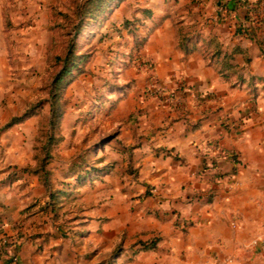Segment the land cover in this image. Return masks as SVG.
I'll use <instances>...</instances> for the list:
<instances>
[{"label": "crops", "instance_id": "1", "mask_svg": "<svg viewBox=\"0 0 264 264\" xmlns=\"http://www.w3.org/2000/svg\"><path fill=\"white\" fill-rule=\"evenodd\" d=\"M58 1L0 0V264H264V248L252 244L264 239V26L245 22L254 39L235 33L246 3L130 0L145 42L125 71L132 86L112 92L97 117L109 136L97 166L111 168L75 185L80 144L69 142L76 126L66 121L77 116L62 119L47 180L32 171L39 110L4 126L31 99L35 84L23 85L31 76L22 71L45 68ZM180 30L200 34L187 54ZM213 36L228 53L243 50L231 60L239 75L223 78L204 56ZM153 79L171 97L150 94Z\"/></svg>", "mask_w": 264, "mask_h": 264}, {"label": "rangeland", "instance_id": "2", "mask_svg": "<svg viewBox=\"0 0 264 264\" xmlns=\"http://www.w3.org/2000/svg\"><path fill=\"white\" fill-rule=\"evenodd\" d=\"M81 1L59 0L52 6L53 18L50 27L53 31V42L44 54L45 68L38 70L30 67L22 71L31 76L26 83L22 84L28 87V80H31L29 84L35 85L32 87L31 99L24 102L25 106L21 114L38 102L41 103L37 109L40 115L39 131L43 130L47 122L50 81L59 69V62L55 61L54 56L62 54L66 47L69 37L65 34L74 23L73 11ZM62 13L66 16H62ZM124 19L132 20V1L130 0L112 9L103 20L91 23L85 29L84 37L79 40L80 49L90 54V58L80 75L64 92L67 111L77 116L74 122L72 118L66 121L67 127L76 126V129L68 131L71 136L69 142L74 141L80 144V148L72 155V158L76 155L82 156L81 159H75L78 166L75 168L76 173L79 172L80 167H85V163L90 165L97 160V155L104 145V141L101 140L109 138L107 134L98 132L97 117L102 104L110 98L112 92L128 89L133 84L132 77H127L125 71L137 64L138 53L132 51L133 39L130 32L122 26ZM32 76L35 79H32ZM86 78L89 81H85ZM112 96L115 98L116 95ZM40 134L42 132H39V138L43 141L44 138Z\"/></svg>", "mask_w": 264, "mask_h": 264}, {"label": "trees", "instance_id": "3", "mask_svg": "<svg viewBox=\"0 0 264 264\" xmlns=\"http://www.w3.org/2000/svg\"><path fill=\"white\" fill-rule=\"evenodd\" d=\"M126 0H82L81 3L73 11V20L74 23L71 26V29L65 35L68 38L66 47L62 54H56L54 59L56 62H59V69L52 76L50 81L49 89V98L48 103V117L47 122L42 132L41 137L44 138L43 141H40L38 148V166L32 170L36 173H40L44 180H47L49 175V170L46 168L49 160L52 158V151L55 147H58L59 144L63 141L64 137L62 135V119L67 111V102L64 97V92L68 86H70L83 71V67L89 61L90 54L82 51L80 49L81 45L79 40L84 37L85 29L91 25L93 22H99L103 20L112 9L117 8L120 4ZM235 4L238 3H249L251 5L248 8L246 20L242 23H238L235 26V33L242 36L254 39L248 32V26L245 25L246 21L254 23L255 27L261 23L260 26H264V0H232ZM225 2L228 3V0ZM227 3L221 4V8L227 7ZM143 16H148L150 10L147 8H138L137 10ZM66 16L65 13L61 14ZM142 24V21L139 17H133L132 20L124 19L122 21V26L130 32L133 39L132 51L139 52L140 48L145 42V37L139 35L136 31L138 27ZM179 46L187 54L191 52L196 45V42L200 40V34L195 33H182L179 31ZM53 42V40H52ZM260 45L261 54L264 56V40H257ZM204 46V56H206L211 64H213L216 70L222 75L223 78L229 79L233 75H239L240 68L234 65L232 60V55L235 52H243V50L236 45L231 53L224 51L222 49V44L213 36L208 41H203ZM137 58V57H136ZM246 61L249 60L248 57H245ZM120 88V87H118ZM125 90L114 91L117 94H125ZM41 103L33 105V107L25 110L21 115L12 117L5 127L12 126L16 123L22 122L28 117L32 116ZM102 139L101 141H106ZM104 143V142H103ZM81 159V155H76L72 158L70 170L76 174L75 185H80L86 180H94L98 177L108 173L110 171V165L97 166V163L101 160L97 159L93 161L92 164H86L85 167H80L79 172L76 171L75 159ZM25 169H28L27 167ZM143 249H150L155 246L154 242L141 243ZM119 249V247H118ZM118 249L114 252L116 254Z\"/></svg>", "mask_w": 264, "mask_h": 264}, {"label": "built area", "instance_id": "4", "mask_svg": "<svg viewBox=\"0 0 264 264\" xmlns=\"http://www.w3.org/2000/svg\"><path fill=\"white\" fill-rule=\"evenodd\" d=\"M245 6L247 8H250L251 5L249 3H246ZM148 69H152V66L149 65ZM147 91L150 94H156L158 96L163 95V94H167L169 97H171L172 93L167 91L162 85L159 84V82L155 79L152 80V82L150 83L149 87L147 88ZM207 166L209 167H213V162L211 160L207 161ZM6 243V241L3 242V244L0 246V252L2 250V247L4 248V244ZM252 244L253 245H259L262 248H264V239L263 238H255L252 240ZM12 260H15L14 257L12 256L11 258ZM225 264H233V259L231 257L226 258L225 259ZM211 264H219L218 260L213 261Z\"/></svg>", "mask_w": 264, "mask_h": 264}]
</instances>
